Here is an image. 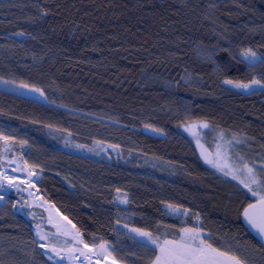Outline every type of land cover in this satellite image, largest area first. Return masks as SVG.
<instances>
[{
  "label": "trees",
  "instance_id": "trees-1",
  "mask_svg": "<svg viewBox=\"0 0 264 264\" xmlns=\"http://www.w3.org/2000/svg\"><path fill=\"white\" fill-rule=\"evenodd\" d=\"M248 50L264 59V0H0V79L47 100L0 90V151L3 141L24 150L42 200L87 248L100 253L105 245L110 255L101 259L154 264L158 248L126 229L163 244L199 218L207 243L264 264L242 222L258 200L209 168L179 130L206 123L210 150L223 141L240 162H264V89L234 86L264 83V63L240 59ZM68 135L140 161L66 152ZM120 193L127 207L117 203ZM49 243L65 249L72 241ZM39 244L12 200L0 205V264H53Z\"/></svg>",
  "mask_w": 264,
  "mask_h": 264
},
{
  "label": "rangeland",
  "instance_id": "rangeland-1",
  "mask_svg": "<svg viewBox=\"0 0 264 264\" xmlns=\"http://www.w3.org/2000/svg\"><path fill=\"white\" fill-rule=\"evenodd\" d=\"M247 52L248 51L242 53L240 59L243 62H245L247 65H250L249 60L252 58L246 55ZM206 58L217 61V59H215L213 56H206ZM256 58L258 57L256 56ZM151 81L155 83L158 82V80L155 77H152ZM160 84L164 85L163 83ZM33 89L35 88L22 86L11 81L0 79V90L15 93L20 96L30 98L32 100H36L41 103H47L44 94L41 95L40 90L33 91ZM203 124L206 123L192 122L180 126L179 130L182 134H184L187 138H189L191 142L195 145L204 163L212 170L223 175V173L218 171L217 168H214L211 163H207L205 159V157H207L208 160H214L217 151V145H222L223 151L227 152V154L232 158V160L235 162L237 166H241L242 165V162H240L241 159L239 158L237 159L230 152V149L232 147L231 144H227L224 143L223 141L222 142L220 141L213 147V150H210L208 148L205 139L207 134L211 132V127L207 124L208 127L205 128L202 126ZM63 149L66 152L73 153L92 160L108 159V160H117V161L119 160L128 161L131 159H135V160L137 159L140 161L141 158L139 155L135 153H131V152L126 153L123 152L118 147H114L99 142L92 143L91 145L88 146L78 145L73 142L70 135L67 136L66 141L63 145ZM23 154H24L23 149L21 150L20 153H18L14 150L13 145L9 141H3L0 151V173L7 175L9 177H15V180H13L10 183L9 181L4 180L2 176H0V185H3L4 188L3 191H0V196H3V200H0V205H3L5 201L9 199L12 200L14 212L24 216L25 219L32 224V227L37 234L40 233L47 237L46 240H41L40 236L38 235V238L40 240L39 248L47 258L50 255L53 256V259L51 261H57L60 262L61 264H112L113 262L112 258L105 257L104 259H101L98 255L95 254L96 252L94 250L85 248L82 244L78 243L77 239H75L76 237L79 238L78 233L74 230V227L71 224H69L64 219V217L59 213L58 216L60 220L65 223L68 229L72 228L70 231V233L72 234V238H66L61 236L59 228L51 223L48 214L45 211L47 205H45L46 203L42 200L41 196L38 194L35 188V184H34L35 173L24 164ZM145 161L148 164H152L153 168L155 169L158 166L157 164L151 161L148 160ZM159 170H163V169L159 166ZM236 175L238 176V179H233L231 175L229 176L223 175V176L238 183L241 187L247 190V188H245L244 185L240 183V180L245 178L244 174L242 172H236ZM254 199L258 200V197H254ZM117 203L122 207H127L128 204L127 195L123 193L118 194ZM36 211L44 212L45 217L42 218L40 215L36 213ZM54 211L57 212L56 210ZM192 229H197L201 233V238L204 239L205 242L207 241L208 236L200 229L199 221L197 219L194 222ZM126 233L130 236V238H134L143 243L150 244L147 243L145 238L138 236L135 232L129 229H126ZM52 237L64 239L67 241H72V244L65 249L52 246L49 243V239ZM41 244H45L49 248H55L57 252L60 253L61 256H66L68 251L72 250V255L78 258H74L71 260L65 259L61 261L58 256L53 255V253L47 251L46 248L40 247ZM77 249L82 250L86 254V256H81L80 251ZM116 264L119 263L116 262Z\"/></svg>",
  "mask_w": 264,
  "mask_h": 264
},
{
  "label": "snow or ice",
  "instance_id": "snow-or-ice-1",
  "mask_svg": "<svg viewBox=\"0 0 264 264\" xmlns=\"http://www.w3.org/2000/svg\"><path fill=\"white\" fill-rule=\"evenodd\" d=\"M20 35H23V33H20ZM246 55L252 58L249 60L250 65H255L257 61L259 63H264V59L256 58L255 53L251 50H248ZM226 83H232V81H226ZM234 86L246 91H251L253 87L264 89V83H262L261 80L255 79L251 84L237 83ZM33 91L39 90L33 89ZM40 94L43 95V92ZM202 126L205 128L208 127L207 124H203ZM153 131H155V129H153ZM220 138L223 139V134H221ZM228 143H231V141ZM205 159L207 163H211L212 166L222 172L224 176L231 175L233 179H238L236 172H242L244 174L245 178L241 179L240 183L247 188L248 192L251 193L253 197H258V202L249 204L248 208L244 209L243 215L249 225L259 235L260 244L257 247L261 252H264V162H262L259 167L249 166L247 162H243L241 166H237L227 152L223 151L222 145H217L214 160H208L207 157H205ZM253 165H255V162H253ZM0 176L10 183L15 180V177H9L2 173H0ZM3 190V185H0V191ZM0 200H3V196H0ZM131 231L145 238L147 243L155 245L156 248H158L159 254L155 256L154 264H255V262L249 260L248 257H242L235 253L230 254L213 247L212 244L205 242V240L201 238V233L197 229L185 228L179 240H165L163 244L158 243L159 238L153 237L149 232L142 231L141 229H132ZM38 235L41 240L47 239L45 235L40 233H38ZM75 239H77L78 243L84 244L82 239L78 237ZM142 246L146 247L147 244ZM40 247L46 248L47 251L58 256L61 261L78 258L72 255V250H69L66 256H61L55 248H49L45 244H41ZM84 247L87 248L88 245L84 244ZM100 248L101 252L95 253L96 255L99 256L102 253H108L110 255L109 249L105 245L101 244ZM79 251L81 256H86L82 250ZM48 259L52 260L53 256L50 255ZM53 264H56V262L53 261ZM112 264H116L115 260H113Z\"/></svg>",
  "mask_w": 264,
  "mask_h": 264
},
{
  "label": "bare ground",
  "instance_id": "bare-ground-1",
  "mask_svg": "<svg viewBox=\"0 0 264 264\" xmlns=\"http://www.w3.org/2000/svg\"><path fill=\"white\" fill-rule=\"evenodd\" d=\"M45 205H47V208L46 209L44 208V209L47 212L51 223L59 228L61 236L66 237V238H72V234L70 233L72 228L68 229L65 223L60 220L58 216L59 212L57 210H56L57 212H55L54 211L55 209H52L48 204H45Z\"/></svg>",
  "mask_w": 264,
  "mask_h": 264
},
{
  "label": "water",
  "instance_id": "water-1",
  "mask_svg": "<svg viewBox=\"0 0 264 264\" xmlns=\"http://www.w3.org/2000/svg\"><path fill=\"white\" fill-rule=\"evenodd\" d=\"M258 201L254 202L257 203ZM253 204V203H252ZM248 208V207H247ZM244 213V212H243ZM242 222L245 227V229L248 231V233L260 244V237L257 234V232L249 225V223L244 218V215L242 214Z\"/></svg>",
  "mask_w": 264,
  "mask_h": 264
},
{
  "label": "built area",
  "instance_id": "built-area-1",
  "mask_svg": "<svg viewBox=\"0 0 264 264\" xmlns=\"http://www.w3.org/2000/svg\"><path fill=\"white\" fill-rule=\"evenodd\" d=\"M197 220L199 221V225L201 226V222H200V219L198 218Z\"/></svg>",
  "mask_w": 264,
  "mask_h": 264
}]
</instances>
